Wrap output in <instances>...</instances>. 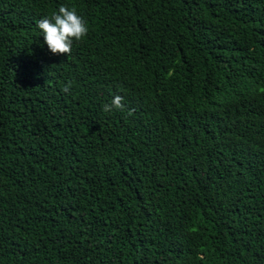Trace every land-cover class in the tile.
Returning a JSON list of instances; mask_svg holds the SVG:
<instances>
[{
  "label": "trees",
  "instance_id": "1",
  "mask_svg": "<svg viewBox=\"0 0 264 264\" xmlns=\"http://www.w3.org/2000/svg\"><path fill=\"white\" fill-rule=\"evenodd\" d=\"M0 264H264V0H0Z\"/></svg>",
  "mask_w": 264,
  "mask_h": 264
},
{
  "label": "clouds",
  "instance_id": "2",
  "mask_svg": "<svg viewBox=\"0 0 264 264\" xmlns=\"http://www.w3.org/2000/svg\"><path fill=\"white\" fill-rule=\"evenodd\" d=\"M36 28L43 36L44 44L48 51L53 55L68 56L72 52L74 42L82 41L89 32V27L82 16L77 14L76 8H69L66 5L59 6L57 11H53L50 16H43L36 23ZM71 82L65 84L62 91H70ZM113 110L123 112V98L119 95L114 96L110 104L103 106L105 113ZM131 116L132 112L128 111Z\"/></svg>",
  "mask_w": 264,
  "mask_h": 264
}]
</instances>
